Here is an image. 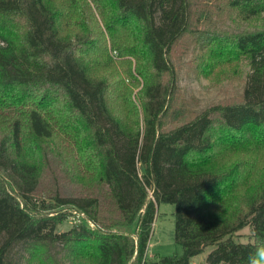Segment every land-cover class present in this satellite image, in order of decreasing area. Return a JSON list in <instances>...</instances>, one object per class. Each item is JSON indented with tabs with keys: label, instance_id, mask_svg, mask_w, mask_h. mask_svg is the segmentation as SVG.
<instances>
[{
	"label": "trees",
	"instance_id": "trees-1",
	"mask_svg": "<svg viewBox=\"0 0 264 264\" xmlns=\"http://www.w3.org/2000/svg\"><path fill=\"white\" fill-rule=\"evenodd\" d=\"M223 8L260 25L219 27ZM188 51L207 78L250 72L240 100L167 123ZM162 202L182 254L148 252ZM210 245L207 264L264 245V0H0V264H192Z\"/></svg>",
	"mask_w": 264,
	"mask_h": 264
},
{
	"label": "rangeland",
	"instance_id": "rangeland-1",
	"mask_svg": "<svg viewBox=\"0 0 264 264\" xmlns=\"http://www.w3.org/2000/svg\"><path fill=\"white\" fill-rule=\"evenodd\" d=\"M227 13V10L223 8V13L220 17L217 15L209 16H214L213 19L216 20L219 27L226 28L232 32L257 29L260 25L259 22L249 23L237 15H228ZM109 49L110 55L116 61V70L119 74L125 76L123 73L125 68L119 63L123 60L122 56L119 55V52L111 46ZM193 56L194 54L191 51H188L185 53L178 52L177 56L173 57V65L176 69V86L172 101L173 110L169 112L167 123L176 117H180L181 121L187 120L217 101L224 99L238 101L242 96L244 86L250 72V65L247 60H242L239 67L231 74L230 77L213 80L205 77L199 71ZM133 71L135 72L134 60ZM141 85L142 78L140 77V84L137 87H134L135 99L136 93L140 90ZM175 210L176 207L172 203L162 202L159 204L148 245V252L151 255L182 254V246L179 245L174 238L176 219ZM74 220L75 219L73 217H70L69 220L61 226V228L68 229ZM118 229H122L123 231L129 233L132 231V227ZM250 233L251 228L248 225L238 232L235 240L237 242H247L249 241ZM214 247L215 246L213 245L207 246L202 253L194 256L193 264H207L206 258ZM16 264H27V260L21 250L18 254H16Z\"/></svg>",
	"mask_w": 264,
	"mask_h": 264
},
{
	"label": "clouds",
	"instance_id": "clouds-1",
	"mask_svg": "<svg viewBox=\"0 0 264 264\" xmlns=\"http://www.w3.org/2000/svg\"><path fill=\"white\" fill-rule=\"evenodd\" d=\"M248 264H264V245L257 247L254 254L249 256Z\"/></svg>",
	"mask_w": 264,
	"mask_h": 264
},
{
	"label": "crops",
	"instance_id": "crops-1",
	"mask_svg": "<svg viewBox=\"0 0 264 264\" xmlns=\"http://www.w3.org/2000/svg\"><path fill=\"white\" fill-rule=\"evenodd\" d=\"M194 262L192 261V264H193Z\"/></svg>",
	"mask_w": 264,
	"mask_h": 264
}]
</instances>
